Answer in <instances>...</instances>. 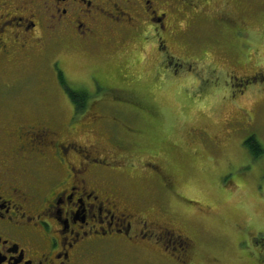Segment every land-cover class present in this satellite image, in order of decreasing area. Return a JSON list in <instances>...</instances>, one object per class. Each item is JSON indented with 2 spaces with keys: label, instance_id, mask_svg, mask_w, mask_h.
I'll return each mask as SVG.
<instances>
[{
  "label": "rangeland",
  "instance_id": "obj_1",
  "mask_svg": "<svg viewBox=\"0 0 264 264\" xmlns=\"http://www.w3.org/2000/svg\"><path fill=\"white\" fill-rule=\"evenodd\" d=\"M224 2L231 20L219 25ZM181 26L179 37L166 34V53L140 46L141 62L104 45L56 47L65 75L64 85L56 80V129L97 160L99 177L132 209L194 242L190 264H264V0H216L195 30ZM21 73L0 71V108L30 102ZM79 88L97 97L72 111L63 90ZM33 99L52 109V97ZM250 135L263 149L255 160L244 146ZM125 251L114 255L121 264H178L160 250L134 251L133 261Z\"/></svg>",
  "mask_w": 264,
  "mask_h": 264
},
{
  "label": "flooded vegetation",
  "instance_id": "obj_2",
  "mask_svg": "<svg viewBox=\"0 0 264 264\" xmlns=\"http://www.w3.org/2000/svg\"><path fill=\"white\" fill-rule=\"evenodd\" d=\"M215 1L0 0V71L21 70L32 97L23 108H0V264H121L114 257L119 250L128 251L125 259L133 261L132 252L148 249L190 264L193 241L173 237L166 223L149 221L140 209H132L99 177L96 159L79 155L74 143L60 139L56 80L60 84L65 75L56 47L104 45L111 53L122 51V57H137L140 46L154 45L166 53V34L179 37L182 24L195 30ZM223 7L219 25L231 20L226 2ZM44 78H53L54 87L51 82L46 87ZM2 85L9 90L15 84ZM95 91L71 90L83 93L85 103L97 97ZM43 93L53 98L48 100L52 109L39 111L44 103H34L33 97ZM63 93L72 111L83 108ZM92 119L98 122L102 115ZM125 131L130 135L129 128ZM158 177L167 187L160 170Z\"/></svg>",
  "mask_w": 264,
  "mask_h": 264
},
{
  "label": "trees",
  "instance_id": "obj_3",
  "mask_svg": "<svg viewBox=\"0 0 264 264\" xmlns=\"http://www.w3.org/2000/svg\"><path fill=\"white\" fill-rule=\"evenodd\" d=\"M60 84L64 85L62 78H60ZM66 91L70 95V99L72 101L76 103L80 100L85 101V97L82 95L83 93L71 92V90L68 89ZM244 146L249 151L254 160L258 159L263 153V149L254 135H250L244 140Z\"/></svg>",
  "mask_w": 264,
  "mask_h": 264
}]
</instances>
